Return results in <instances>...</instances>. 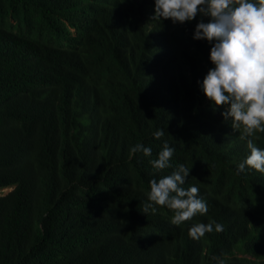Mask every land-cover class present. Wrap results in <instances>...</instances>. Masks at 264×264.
Masks as SVG:
<instances>
[{
    "label": "trees",
    "instance_id": "obj_1",
    "mask_svg": "<svg viewBox=\"0 0 264 264\" xmlns=\"http://www.w3.org/2000/svg\"><path fill=\"white\" fill-rule=\"evenodd\" d=\"M153 4L0 0V264H264V173L237 174L246 141L197 83L213 67L192 38L208 18L154 21ZM164 142L172 167L155 172ZM177 164L208 204L180 226L140 212ZM213 220L223 231L190 238Z\"/></svg>",
    "mask_w": 264,
    "mask_h": 264
},
{
    "label": "clouds",
    "instance_id": "obj_2",
    "mask_svg": "<svg viewBox=\"0 0 264 264\" xmlns=\"http://www.w3.org/2000/svg\"><path fill=\"white\" fill-rule=\"evenodd\" d=\"M197 15L207 17L198 21L193 30L194 40H205L211 45L209 61L213 65L198 87L210 107L246 141L248 154L236 166L237 174L250 170L264 173V148H258L251 138L264 132V0H154L152 20L169 19L173 24L190 22ZM163 128L154 132L160 139ZM132 154L151 157L152 148L143 143L131 147ZM175 148L164 142L157 158L149 164L155 172L171 168ZM190 168L177 164L174 170L158 180L149 181L142 212L155 214L160 207L174 212L170 223L180 226L196 215L208 213V204L199 195L196 185L183 187ZM224 225L216 221L192 224L188 234L199 240L207 233L221 232ZM216 264L225 260L212 257Z\"/></svg>",
    "mask_w": 264,
    "mask_h": 264
},
{
    "label": "rangeland",
    "instance_id": "obj_3",
    "mask_svg": "<svg viewBox=\"0 0 264 264\" xmlns=\"http://www.w3.org/2000/svg\"><path fill=\"white\" fill-rule=\"evenodd\" d=\"M10 190H11V189H5V190H2V191H0V195H1V194L8 193Z\"/></svg>",
    "mask_w": 264,
    "mask_h": 264
}]
</instances>
